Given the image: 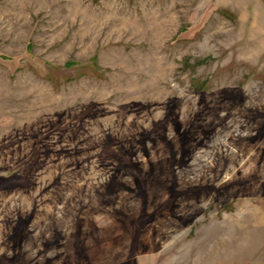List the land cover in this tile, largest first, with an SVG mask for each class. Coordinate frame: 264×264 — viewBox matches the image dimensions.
<instances>
[{
	"label": "rangeland",
	"instance_id": "rangeland-1",
	"mask_svg": "<svg viewBox=\"0 0 264 264\" xmlns=\"http://www.w3.org/2000/svg\"><path fill=\"white\" fill-rule=\"evenodd\" d=\"M0 264H264V0H0Z\"/></svg>",
	"mask_w": 264,
	"mask_h": 264
}]
</instances>
